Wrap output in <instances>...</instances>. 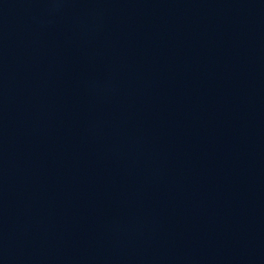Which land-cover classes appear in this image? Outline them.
Returning <instances> with one entry per match:
<instances>
[{"label": "water", "instance_id": "95a60500", "mask_svg": "<svg viewBox=\"0 0 264 264\" xmlns=\"http://www.w3.org/2000/svg\"><path fill=\"white\" fill-rule=\"evenodd\" d=\"M0 264H264V0H0Z\"/></svg>", "mask_w": 264, "mask_h": 264}]
</instances>
